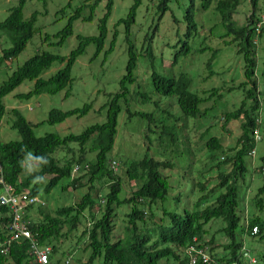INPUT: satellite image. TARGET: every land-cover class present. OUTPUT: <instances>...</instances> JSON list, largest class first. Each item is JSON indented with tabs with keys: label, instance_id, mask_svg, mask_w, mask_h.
Instances as JSON below:
<instances>
[{
	"label": "trees",
	"instance_id": "16d2710c",
	"mask_svg": "<svg viewBox=\"0 0 264 264\" xmlns=\"http://www.w3.org/2000/svg\"><path fill=\"white\" fill-rule=\"evenodd\" d=\"M102 1H106L105 13L99 20L97 35L79 34L77 36L79 43L68 57L49 51L36 54L19 66L10 78L0 85V125L7 114L4 99L24 82H34V88L28 93L17 94L16 97L19 99L28 100L43 94L56 95L71 87L73 66L86 52L88 46L92 44L96 46L95 57L104 51L109 35L108 22L115 0H86L76 9L67 25L56 36L59 38L57 45H62L74 35L76 21L91 22L94 20L96 8ZM250 1L253 9L248 22L244 25H239L235 19V14L243 0L215 1V11L220 15L222 24L227 30L222 37L228 39L225 40L226 43L236 45L237 52L244 60L246 80L238 88H245V96L237 109L224 114L223 123V127L226 128L232 121H241V134L236 145L227 148L223 146L218 137H211L208 140L207 147L210 151H220L217 159L212 156V159L217 160L218 183L209 191L207 190L208 181L197 183L200 196L193 209H185L183 213L164 210L160 222H156L157 215L153 210L154 205L165 203L173 189L169 177L164 174L166 169L173 168L174 164L171 161L158 160L147 154L140 160L126 163L128 183L133 187L136 186L124 198L120 197L123 192L122 179L109 167L108 155L114 148L118 134L119 115L123 111L121 102L128 104L127 85L134 84L137 80L138 54L131 39V30L137 21L142 0H134L127 16L116 24V27L125 25L126 40L129 44V60L126 74L120 81V92L114 94L105 106L107 107L105 122L90 125L79 134L71 133L61 136L48 133L38 137L34 127L42 123L34 124L19 109H12L11 126L17 131L20 139L10 140L3 145L0 143V163L4 182L12 186L17 193L26 191L30 196L39 197L50 196L55 189L66 193L71 189L77 190L88 186L87 192L75 204L62 205L51 210L45 202V205L33 204L25 210L23 217L30 223L32 235L41 247L51 246L55 253L58 245L63 244L65 239L79 230L84 214L89 210L92 225L85 227L83 236H88L86 249L92 252L90 262L103 257L104 264H171L172 261L178 264H190L186 251L194 247L210 252L212 257L209 262H204L200 258L197 264H264V250L247 248L244 239L248 236L258 237V245L261 248L264 245V185L258 189L257 194L251 200V204L256 209V212L251 215L245 214L240 195V183L247 170L245 158L254 150L257 144L255 134L261 128L256 44L257 39L264 36V25L259 26L261 19L257 13L258 0ZM26 2L27 0H19L18 4L10 9L8 17L0 22V32L8 33L12 41V46L3 50V55L0 57V69L5 62L18 58L37 33L35 23L38 12L33 13L30 19H25ZM169 2L170 0H161L159 5L161 17L168 11ZM213 2L214 0H202L201 10L208 11ZM87 11L89 14L86 15ZM185 20L188 25V38L179 52H181L180 55L188 56L191 52L189 43V38L192 36L191 28H197L199 25L193 1L186 11ZM47 38L51 37L47 36ZM116 38L117 32L114 33L110 47L105 52L106 57L113 52ZM203 50L205 49H201ZM146 53L154 57L151 45L146 49ZM212 53L209 65L218 51L213 50ZM57 61L64 66L50 78H42L44 72ZM153 81L154 89L158 94L177 98L178 106L185 118L197 119L206 115L207 112L203 110L204 104L219 95L217 89H211L207 97L192 92V80L184 74L176 78L155 73ZM142 98H146L147 101L150 99L143 95ZM91 110L92 104H85L82 108L68 111L54 108L49 112L46 122L63 123L72 116L83 117ZM161 111L167 115L168 119L172 118L173 115L167 109H161ZM127 112L129 118L139 116L148 120L150 123L149 136L161 129V137L169 136L171 145H175L178 141L172 127L165 124L159 127L156 124L154 112L132 111L129 108ZM178 120H175L178 122L176 127H181V121ZM154 123L155 125L152 126ZM74 144L79 148V155L64 157V159L56 157V153L60 150H68L75 154L77 151L72 149ZM88 153H95V158L88 160L86 158ZM29 165L35 169L28 171ZM77 166H79L78 171L81 169L86 171L81 177H76L74 174ZM85 178L87 181L83 183ZM97 182L99 184L110 183L109 191L102 202L104 204L98 197H95L99 192ZM1 188L0 184V190ZM49 198L45 199L49 200ZM124 206L127 207L124 214L127 218L125 236L114 240L118 210ZM96 208L98 213L94 211ZM218 219L224 224L220 231L228 239L226 244L220 246L222 252L219 249L208 250L209 245H215L216 242L208 226ZM10 220L8 208L4 207L0 211V241L9 233ZM254 228L257 229L256 233L253 232ZM243 247L247 248L251 256H256L255 263H251L244 257ZM53 253L50 256L51 263ZM0 264L39 263L32 253L29 240L22 239L11 246L7 255L0 253Z\"/></svg>",
	"mask_w": 264,
	"mask_h": 264
},
{
	"label": "rangeland",
	"instance_id": "374dc122",
	"mask_svg": "<svg viewBox=\"0 0 264 264\" xmlns=\"http://www.w3.org/2000/svg\"><path fill=\"white\" fill-rule=\"evenodd\" d=\"M194 2L195 14L198 27L191 28L192 36L189 38L191 52L188 56L180 55L179 52L185 46L188 38V25L185 14L188 7ZM217 0H214L208 11L200 8L202 0H170L168 11L161 17L159 5L161 0H142L139 8L137 21L131 30V39L136 47L138 62L136 69L137 80L134 84H128V104L121 102L123 111L119 115L118 134L113 150L108 155L109 167L112 161L118 164L115 172L122 179L123 192L121 198L129 194L134 187L128 183L126 174V163L140 160L147 154L158 160H169L174 166L166 169L164 174L169 177L173 186L169 199L165 203L154 205L156 222H160L164 210L183 213L185 209H193L200 193L198 182L208 181L207 190L213 189L218 183V169L216 168L220 151H210L207 142L211 137H218L225 148L235 146L241 134V121H232L226 128L223 127L224 114L237 109L244 99L245 88H238L244 82V60L237 52L234 44L225 42L226 28L222 24L221 17L215 11ZM19 0H0V22L4 21L10 9L18 4ZM86 0H27L24 9V18L30 19L32 14L38 12L35 28L37 33L29 42L22 54L13 61L5 62L0 69V85L7 81L13 72L28 59L43 51H49L60 56L68 57L71 51L77 47L79 34L84 36L97 35L99 20L105 13L106 1L99 3L95 11L94 20L83 22L78 20L74 23V35L67 39L62 45H57L59 38L56 36L68 23L69 18L74 15L78 7ZM134 0H115L114 8L108 22L109 35L105 49L95 57L96 46L90 45L86 52L80 56L73 66L71 87L56 95L43 94L34 96L28 100L16 97L17 94L28 93L34 88V82L26 81L13 93L4 99L7 114L0 125V143L3 145L10 140L20 139L16 130L12 129V109H19L28 120L34 124L42 123L34 127L38 137L48 133H56L61 136L83 132L88 126L101 124L106 121L107 107L111 97L120 92V81L126 74V66L129 60L128 42L126 40L125 25L116 27L117 22L125 18L133 5ZM253 5L250 0H243L239 6L235 19L239 25L248 22ZM258 15L261 19L259 26L264 25V0H258ZM89 14L87 11L86 15ZM117 32L116 43L113 52L106 57L105 52L110 47L114 33ZM50 36L51 38H47ZM151 45L154 57L147 55L146 49ZM12 46L10 35L0 32V57L3 50ZM201 49H205L201 51ZM257 80L259 84V100L261 110L259 113L261 121V140L254 148L255 155L248 154L245 158L247 164L246 174L240 183V195L245 207V214L251 215L256 209L251 204L252 198L258 189L264 185V36L257 39ZM213 50L218 54L209 65ZM179 53V54H178ZM178 55V57H177ZM64 65L55 62L44 72L42 78L48 79L53 76ZM158 73L165 77L179 78L188 75L192 80L191 91L202 96H208L211 89L219 91L218 96L208 100L203 110L207 112L197 119L185 118L178 106L176 97L163 96L154 89V74ZM70 92V94H68ZM150 99L147 101L146 98ZM157 102V104H156ZM85 104H92V110L83 117L72 116L63 123L50 124L47 121L49 112L56 108L68 111L82 108ZM127 108L132 111L154 112L155 122L159 127L163 124L172 127L178 141L171 145L169 136L161 137V129L149 136L148 127L150 123L139 116L129 118ZM161 109H167L172 118L168 119ZM181 121V127H176L175 120ZM162 122V123H161ZM155 125L152 124V126ZM149 136V137H148ZM76 152L73 154L68 150H60L56 157L79 155L77 145H72ZM88 160L95 158V153L86 155ZM75 167L76 177L83 176L86 171H78ZM35 167L28 166V171ZM111 169V167H110ZM76 170V172H75ZM78 171V172H77ZM87 178L83 180V183ZM99 190L100 202L109 191L110 183L96 184ZM88 186L77 190L71 189L66 193L55 189L50 196L42 195V198L50 206L51 210L62 205H72L79 202L80 198L87 192ZM104 204V203H102ZM98 213V209H94ZM114 240L125 236L127 218L124 216L127 207L118 210ZM91 213L86 211L79 230L74 232L53 253V264H65L70 259L71 264H104V258L98 257L90 262L91 250L86 249L87 235L83 236L86 226L90 227ZM222 220H214L208 226L210 234L215 237V245L210 249H219L228 242L227 237L220 231L223 227ZM150 226V225H148ZM247 248L264 250V245L259 246L258 237H245ZM258 246V247H257ZM210 254V252H209ZM254 256V255H253ZM211 257V254H210ZM254 258L257 260L256 256ZM212 260V257H211ZM171 264H178L172 261Z\"/></svg>",
	"mask_w": 264,
	"mask_h": 264
},
{
	"label": "built area",
	"instance_id": "2783aa9c",
	"mask_svg": "<svg viewBox=\"0 0 264 264\" xmlns=\"http://www.w3.org/2000/svg\"><path fill=\"white\" fill-rule=\"evenodd\" d=\"M261 138L262 136L259 129L255 134V140L258 142L259 140H261ZM251 155H255V150L251 152ZM117 166L118 164L115 161H112L110 163V167L114 171L117 170ZM0 184L2 185V188L0 190V211H2L4 207H7L8 216L11 219L9 233L2 241H0V253L3 255H7L10 251L11 246L15 242H19L22 239H27L31 244V250L37 262L39 264H50V255L52 253V247H41L38 244V241L33 237L32 232L30 230V223L27 222L23 217L25 214V210L29 206L33 204L45 205V201L39 196H30L29 193L26 191L17 193L12 186L6 184L2 177L1 163ZM253 232L256 233L257 229L254 228ZM186 252L189 256L190 264H197L200 258L204 262H209L211 260L209 253L203 249H195L194 247H191ZM242 252L244 253V257L248 259L251 263L256 262V259L251 256V253L247 250L246 247H243ZM65 264H71L70 259H67L65 261Z\"/></svg>",
	"mask_w": 264,
	"mask_h": 264
},
{
	"label": "crops",
	"instance_id": "0c3cea01",
	"mask_svg": "<svg viewBox=\"0 0 264 264\" xmlns=\"http://www.w3.org/2000/svg\"><path fill=\"white\" fill-rule=\"evenodd\" d=\"M259 97H260V96H259ZM222 158H223V157H222ZM52 253H53V250H52ZM52 253H51V255H52ZM51 255H50V256H51ZM50 264H51V261H50Z\"/></svg>",
	"mask_w": 264,
	"mask_h": 264
}]
</instances>
